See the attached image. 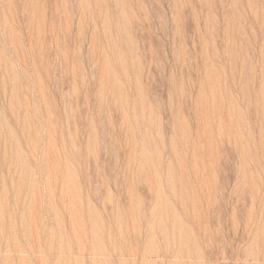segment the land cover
<instances>
[{"label": "rangeland", "instance_id": "374dc122", "mask_svg": "<svg viewBox=\"0 0 264 264\" xmlns=\"http://www.w3.org/2000/svg\"><path fill=\"white\" fill-rule=\"evenodd\" d=\"M0 264H264V0H0Z\"/></svg>", "mask_w": 264, "mask_h": 264}]
</instances>
